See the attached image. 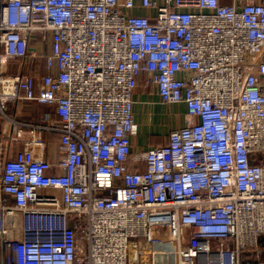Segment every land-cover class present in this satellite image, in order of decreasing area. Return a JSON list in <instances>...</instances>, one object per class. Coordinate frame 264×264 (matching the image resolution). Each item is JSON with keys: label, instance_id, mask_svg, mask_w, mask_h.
<instances>
[{"label": "built area", "instance_id": "built-area-1", "mask_svg": "<svg viewBox=\"0 0 264 264\" xmlns=\"http://www.w3.org/2000/svg\"><path fill=\"white\" fill-rule=\"evenodd\" d=\"M142 77L186 116L134 152ZM24 102L50 110L3 112L0 264H264V0H0Z\"/></svg>", "mask_w": 264, "mask_h": 264}, {"label": "crops", "instance_id": "crops-1", "mask_svg": "<svg viewBox=\"0 0 264 264\" xmlns=\"http://www.w3.org/2000/svg\"><path fill=\"white\" fill-rule=\"evenodd\" d=\"M41 72H44L41 70ZM135 120L139 126L138 135L133 140V150L138 152L140 150L149 149L156 146L164 145L168 142V137L171 130L181 126L184 123L186 116V107L182 104L166 105L160 100L154 85H146L144 77L141 78L139 87L136 90L135 96ZM13 110L16 111L24 109V115L20 112L11 114L12 117L20 118L21 120H32L33 117L45 115L50 110L43 105L38 106L41 113L30 114L31 108H36L34 103H19L13 104ZM10 107V106H9ZM30 108V109H29ZM20 113V114H19ZM57 136L54 137L51 151L47 158L52 160L55 154V143H57Z\"/></svg>", "mask_w": 264, "mask_h": 264}, {"label": "rangeland", "instance_id": "rangeland-1", "mask_svg": "<svg viewBox=\"0 0 264 264\" xmlns=\"http://www.w3.org/2000/svg\"><path fill=\"white\" fill-rule=\"evenodd\" d=\"M34 104L36 105V108H31V109L29 108L30 111H28V112H30V114H32V113H34V114L35 113H38V115H39L41 113V110L39 109L38 106H41V105L38 104V103H34ZM9 106L10 107L8 109H5V110L0 111V138H1V133H3V131L6 128V121H5L4 113L5 114L6 113L9 114V113H12L13 112V113H17L18 114V112H20L21 115H24V109L23 110H18V108L16 107V111H13V105L10 104ZM18 119H20V118H18ZM32 120L40 121L41 120V116L40 115L39 116L36 115V117H33ZM2 148H3V142L0 143V150H2ZM165 239H166V237H165Z\"/></svg>", "mask_w": 264, "mask_h": 264}, {"label": "trees", "instance_id": "trees-1", "mask_svg": "<svg viewBox=\"0 0 264 264\" xmlns=\"http://www.w3.org/2000/svg\"><path fill=\"white\" fill-rule=\"evenodd\" d=\"M40 65H41L40 71H41V70L44 71V68L42 67V64H40ZM31 70H32V72H36V69H35L34 67H32ZM13 111H14V110H13ZM9 114L11 115V114H13V112H12V113H9Z\"/></svg>", "mask_w": 264, "mask_h": 264}]
</instances>
